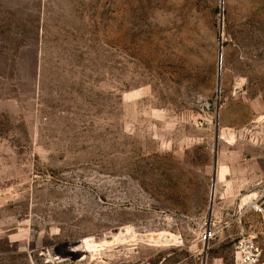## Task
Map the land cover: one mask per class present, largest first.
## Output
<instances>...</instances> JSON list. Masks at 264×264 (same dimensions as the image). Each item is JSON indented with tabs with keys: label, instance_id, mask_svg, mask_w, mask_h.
<instances>
[{
	"label": "rangeland",
	"instance_id": "374dc122",
	"mask_svg": "<svg viewBox=\"0 0 264 264\" xmlns=\"http://www.w3.org/2000/svg\"><path fill=\"white\" fill-rule=\"evenodd\" d=\"M262 193L264 0H0V264H264Z\"/></svg>",
	"mask_w": 264,
	"mask_h": 264
},
{
	"label": "built area",
	"instance_id": "2783aa9c",
	"mask_svg": "<svg viewBox=\"0 0 264 264\" xmlns=\"http://www.w3.org/2000/svg\"><path fill=\"white\" fill-rule=\"evenodd\" d=\"M249 207L254 212L264 215V193L258 199L250 202ZM215 236L216 232L208 228L201 234L200 241L208 244ZM260 253V248L254 239L241 232L234 244V264H262Z\"/></svg>",
	"mask_w": 264,
	"mask_h": 264
},
{
	"label": "bare ground",
	"instance_id": "6f19581e",
	"mask_svg": "<svg viewBox=\"0 0 264 264\" xmlns=\"http://www.w3.org/2000/svg\"><path fill=\"white\" fill-rule=\"evenodd\" d=\"M89 247H91V245H89L88 241L84 242L83 244L78 242L68 247L66 252H72V254H75L76 252H84V250Z\"/></svg>",
	"mask_w": 264,
	"mask_h": 264
},
{
	"label": "water",
	"instance_id": "95a60500",
	"mask_svg": "<svg viewBox=\"0 0 264 264\" xmlns=\"http://www.w3.org/2000/svg\"><path fill=\"white\" fill-rule=\"evenodd\" d=\"M220 33L222 34V25H220ZM220 62H221V53H220V58H219ZM215 169H217V159L215 157ZM215 183L213 184V189L211 191V198L213 199L214 193H215V189H214Z\"/></svg>",
	"mask_w": 264,
	"mask_h": 264
},
{
	"label": "crops",
	"instance_id": "0c3cea01",
	"mask_svg": "<svg viewBox=\"0 0 264 264\" xmlns=\"http://www.w3.org/2000/svg\"><path fill=\"white\" fill-rule=\"evenodd\" d=\"M207 249H209V247H207ZM207 252V251H206Z\"/></svg>",
	"mask_w": 264,
	"mask_h": 264
}]
</instances>
